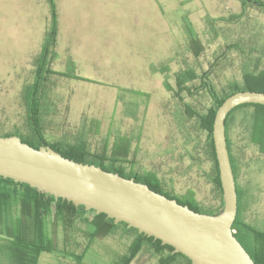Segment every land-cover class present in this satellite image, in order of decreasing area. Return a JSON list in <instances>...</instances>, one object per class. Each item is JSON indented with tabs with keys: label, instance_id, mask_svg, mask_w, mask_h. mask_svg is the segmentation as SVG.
<instances>
[{
	"label": "rangeland",
	"instance_id": "1",
	"mask_svg": "<svg viewBox=\"0 0 264 264\" xmlns=\"http://www.w3.org/2000/svg\"><path fill=\"white\" fill-rule=\"evenodd\" d=\"M82 2L54 0L62 32L37 90L47 140L85 141L92 153H100L124 139L130 169L159 177L178 196L192 191L194 203L219 210L207 133L184 108L189 103L202 112L213 100L198 78L188 83L193 94L182 92L181 101L175 95L177 73L195 70L223 93L231 83L243 82L257 58L263 71L264 8L241 0H99L95 15V5ZM49 11L51 19L50 0H0L1 132H29L25 91L37 78L34 59ZM234 14L241 18L228 21ZM192 35L202 47L198 54ZM252 111L233 113L229 136L235 161L240 155L244 161L238 177L241 218L264 231V153L251 139ZM48 225L57 250L42 252L38 264H77L60 250L81 254L86 224L78 222L72 231L55 221ZM14 230L19 233L17 226ZM133 237L122 226L97 236L81 264H116ZM4 245L12 240L0 234V250ZM4 259L7 254L0 251V264ZM131 264H159L158 255L143 250Z\"/></svg>",
	"mask_w": 264,
	"mask_h": 264
},
{
	"label": "trees",
	"instance_id": "2",
	"mask_svg": "<svg viewBox=\"0 0 264 264\" xmlns=\"http://www.w3.org/2000/svg\"><path fill=\"white\" fill-rule=\"evenodd\" d=\"M52 5V17L50 28L47 31L42 50L35 58L37 65V78L35 83L28 86L25 91V100L27 105V122L29 132L27 134L14 132H1L2 136L19 135L22 140L35 148L42 145H50L55 150L60 152L65 157L74 159L79 162L96 164L103 169L111 172H118L124 177L134 178L135 180L148 184L153 190L166 195L169 198L177 199L179 203L189 205L195 211L204 212L208 214H216L224 207V196L222 183L220 179L218 161L215 151L213 139V124L215 114L223 101L232 93L240 90H256L264 92V70L258 71L259 59L257 58L255 68L251 71L243 73L242 83H231L223 93H218L212 82L203 75L199 77L195 70L184 69L177 73V90L175 95L184 101L182 92L193 94V91L188 84L201 78V86L211 96L213 104L205 111L194 109L189 103H184L185 114L188 118L195 119L199 127L207 133V148L211 157L215 162L212 180L216 185L220 197L222 199L219 210L212 211L202 208L199 203H194L192 191L184 196H178L163 186L162 180L152 174H140L129 168L131 161L128 158L127 141L124 139L120 143H115L110 152L107 148H103L100 153H92L89 145L85 141L78 143H51L47 140L43 128L41 126V111H42V98L37 95L38 87L40 86L41 78L40 72L44 70L45 62L47 61L48 54L53 52L57 43L58 27H57V14L55 9L54 0H50ZM244 5L248 4L247 1L242 0ZM262 3V2H260ZM263 8H264V3ZM235 21L241 18V15L234 14L230 16L228 21ZM193 37V35H192ZM194 42L195 53L198 54L201 50L198 37L192 38ZM172 90V87H169ZM250 108L253 111L248 115L251 117L252 131L251 139L260 151L264 153V105L247 103L240 105L233 109L226 120V132L228 147L231 155L232 165L236 177L237 164L233 156L231 148V140L229 132L230 120L233 113L239 109ZM125 144V146H124ZM238 191V214L234 222L233 229L236 230L235 235L250 253L256 264H264V231L255 229L247 221L241 218L242 213V188L237 183ZM91 215V217H90ZM55 221L62 224L64 229L68 231L75 230L78 222L86 224L84 230L87 243L84 251L79 254L77 252L60 250L63 256H70L77 264H81L84 257L91 248L94 239L100 235H108L114 229L122 226L128 232H133L134 237L128 247V251L120 256L116 264H131V262L143 250L153 251L158 255L159 264H174L179 260H183L185 264H191V260L182 253H175L174 248L168 244H162L160 239H155L145 233H141L137 228L128 227L127 223H115L114 219L108 217L105 213H97L95 209L87 210L84 205L76 206L74 203L69 202L63 198H56L50 193L40 191L35 187H31L27 183L17 182L12 178H5L0 176V234L11 238L12 245H4L1 248V253L7 254V262L4 264H38L42 252H55L54 238L48 232V224ZM17 226L19 233H16L14 227ZM7 248V249H6ZM3 264V263H2Z\"/></svg>",
	"mask_w": 264,
	"mask_h": 264
},
{
	"label": "water",
	"instance_id": "3",
	"mask_svg": "<svg viewBox=\"0 0 264 264\" xmlns=\"http://www.w3.org/2000/svg\"><path fill=\"white\" fill-rule=\"evenodd\" d=\"M247 103L264 105V92H234L215 114L213 139L224 196V207L216 214L195 211L134 178L65 157L50 145L35 148L19 135H0V176L125 222L171 245L191 264H256L233 231L238 191L226 132L229 113Z\"/></svg>",
	"mask_w": 264,
	"mask_h": 264
},
{
	"label": "crops",
	"instance_id": "4",
	"mask_svg": "<svg viewBox=\"0 0 264 264\" xmlns=\"http://www.w3.org/2000/svg\"><path fill=\"white\" fill-rule=\"evenodd\" d=\"M86 1H88L87 3H89V5L90 6H94L95 5V8L93 9L92 8V10H91V12L94 14L95 13V15H96V13L98 12L97 11V5H98V1L99 0H83V2L80 4V5H82V6H84V3L86 2ZM91 17V19H93V17H92V15H90ZM96 19H99L98 17H95ZM90 19V20H91ZM59 20V21H58ZM58 20H57V27H58V35H57V41L60 39V36H61V32H62V26H61V21H60V17L58 18ZM50 24H51V19H50V11H49V13H48V16H47V19H46V22H45V24H44V26L42 27V32H43V43H42V46H41V49L39 50V52L36 54V56L40 53V51L42 50V47H43V44H44V41H45V37H46V34H47V31L49 30V28H50ZM57 45H58V42L56 43V47H57ZM36 56H35V58H36ZM34 61H35V59H34ZM36 65V64H35ZM40 96V95H39ZM41 97V96H40ZM43 101V100H42Z\"/></svg>",
	"mask_w": 264,
	"mask_h": 264
},
{
	"label": "flooded vegetation",
	"instance_id": "5",
	"mask_svg": "<svg viewBox=\"0 0 264 264\" xmlns=\"http://www.w3.org/2000/svg\"><path fill=\"white\" fill-rule=\"evenodd\" d=\"M242 1V0H241ZM244 1H247V0H244ZM248 3H253V2H249V1H247ZM262 7V6H261ZM176 80H177V78H176ZM176 85H177V81H176ZM227 131L229 132V130H228V127H227ZM205 148H207V146L205 147ZM206 156H207V158L213 163V170H214V167H215V162H214V160H213V158L211 157V155H210V152L208 151V149L206 150ZM236 164H237V171L238 172H236V181H237V183H239L238 182V177H239V171H240V169H242V167H243V164H244V161H243V157H242V155H240V159H238V161L236 160ZM245 245V244H244ZM246 246V245H245ZM247 248V247H246ZM248 249V248H247ZM174 252V251H173Z\"/></svg>",
	"mask_w": 264,
	"mask_h": 264
},
{
	"label": "built area",
	"instance_id": "6",
	"mask_svg": "<svg viewBox=\"0 0 264 264\" xmlns=\"http://www.w3.org/2000/svg\"><path fill=\"white\" fill-rule=\"evenodd\" d=\"M233 231H234V232H236V230H235V229H233Z\"/></svg>",
	"mask_w": 264,
	"mask_h": 264
}]
</instances>
